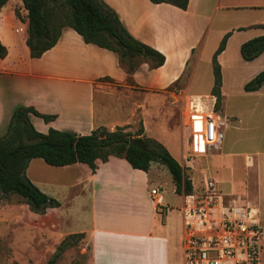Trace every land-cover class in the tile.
Segmentation results:
<instances>
[{
	"label": "crops",
	"instance_id": "0c3cea01",
	"mask_svg": "<svg viewBox=\"0 0 264 264\" xmlns=\"http://www.w3.org/2000/svg\"><path fill=\"white\" fill-rule=\"evenodd\" d=\"M104 1L118 13L133 36L165 55V63L153 68L151 62L144 59L131 75V82L117 53L86 43L70 27L64 28L53 48L39 58H32L26 42L28 18H25V26L15 31L25 32L26 35L16 41L13 53L10 42H6L5 36L0 34V40L8 48V55L0 58V126L9 125L18 105H32L40 112L57 115L55 120L48 123L38 116L30 115L35 127L41 132H48L50 127L81 134H89L100 126L110 130L117 127L131 130L142 122L145 134L161 141L149 131L148 120L164 117L167 121L165 92L176 95L177 92L170 87L184 79L196 55L191 77L195 75L202 56L201 45L211 31L215 39L212 49L215 43L221 42L225 34L232 31L226 49L218 56L222 69V102H227L235 89L245 90V85L264 70V52L252 61L245 60L242 55L243 59L235 55L228 56L233 45L240 49L245 41L264 35V19L249 26L237 24L234 28L222 23L236 21V10L239 8L264 12V0H190L186 10L168 3L154 4L151 0ZM216 20L219 22L214 28ZM251 29L254 31H248ZM106 76L112 80H104ZM179 85L186 89V97L190 96L186 84ZM213 86L214 73L213 78H209L211 92L202 97L211 96ZM250 93L257 97L258 102L249 114L253 119L264 121V84L259 90ZM66 97L77 102V112L80 107L83 109L80 120L69 118L64 103ZM214 101H208V106L211 107ZM220 112L224 118L223 131L228 125L232 130L230 134L238 143L241 140L237 133L240 126L235 122L241 123L242 115L232 112L230 117L227 116L223 103ZM183 126L187 131L184 143L188 151L183 150L182 158L193 152L192 130L186 122H183ZM224 134L226 137L225 131ZM224 142L221 148L209 150L201 156H192L193 159L206 156L213 160L216 165L212 176H217L213 178L206 172L200 173L195 180L191 178L193 188L197 190L200 178L204 184L206 178L214 179L218 189L224 191L222 193L226 199L237 198L250 204L264 226V150L236 151L232 141ZM242 156L246 169L244 181H241L240 176L239 182L236 170ZM179 162L183 166L184 162ZM228 163L234 170L230 178H226L224 173ZM74 166L88 173L85 183L90 193L91 212L83 227L69 234L85 233L84 238L91 248L92 264H184L183 219L180 225L171 222L172 210L165 208L164 196L163 203L158 204L149 190L153 182L160 179L163 167L159 162H154L148 172L133 168L126 159L116 156H111L107 162L99 160L95 173L84 163L57 168ZM251 168H255L252 174ZM154 187L158 186H152L151 189ZM71 188L68 185L63 187V191ZM117 203L121 205L122 214L113 217L108 209ZM128 212L130 214L126 215Z\"/></svg>",
	"mask_w": 264,
	"mask_h": 264
},
{
	"label": "trees",
	"instance_id": "16d2710c",
	"mask_svg": "<svg viewBox=\"0 0 264 264\" xmlns=\"http://www.w3.org/2000/svg\"><path fill=\"white\" fill-rule=\"evenodd\" d=\"M9 0H0V9ZM190 0H151L154 4L168 3L186 10ZM27 11V45L32 58L41 57L59 41L64 28L77 31L86 43L111 50L118 54L120 62L130 75L139 68L144 59L153 68L165 63V55L156 48L133 36L121 21L118 13L104 0H22ZM17 15L19 12L17 11ZM231 32L225 34L216 49L212 63L214 86L212 95L217 99L216 108L222 100V69L218 56L226 49ZM242 57L252 61L264 52V35L245 41L240 48ZM8 55V48L0 40V58ZM137 58H144L136 61ZM104 80H112L106 76ZM178 81L170 88H173ZM264 84V70L245 85L248 92L259 90ZM42 118L46 123L56 119V114L40 112L32 105H18L12 114L7 132L0 137V191L5 197L17 194L23 197L34 212L44 213L58 208L61 202L37 186L27 175L30 162L41 158L51 166L61 167L76 163L87 164L93 173L98 161L107 162L111 156L126 159L133 168L148 172L152 163L168 167L176 185V192H194L192 179L184 167L160 141L147 136L141 122L137 139L147 149L130 143L133 137L125 127L110 130L104 126L89 134L50 127L48 132L39 131L30 115ZM85 237V233L67 235L58 245L48 264H56L62 254Z\"/></svg>",
	"mask_w": 264,
	"mask_h": 264
},
{
	"label": "rangeland",
	"instance_id": "374dc122",
	"mask_svg": "<svg viewBox=\"0 0 264 264\" xmlns=\"http://www.w3.org/2000/svg\"><path fill=\"white\" fill-rule=\"evenodd\" d=\"M17 11L19 15H17ZM236 12V21H223V25L226 24L228 28H234L237 24L249 26L257 20L264 19V12L262 11L244 7L239 8ZM25 18L27 16L22 0H10L0 9V34L5 36L6 42H10L12 53L15 51L16 41H19L26 35L25 32L17 33L15 31L16 28L25 26ZM218 22L216 20L214 28H216ZM20 30L17 29V31ZM248 31L252 32L254 30ZM213 38V31L209 34L207 33L204 43L201 45L202 56L195 75L191 77V70L196 61V55L189 65L188 72L182 80L183 82H180L186 84L188 93L191 96L200 95L202 97L211 92L209 89V78H213L212 57L217 49V45L220 43V41L215 43V47L212 49L215 42ZM233 55L243 59L240 49L236 45L232 46L228 54V56L232 57ZM143 59L137 58L136 61L140 62ZM180 83L172 88L177 94L181 93L179 97L165 92L167 121L164 117L158 120L149 119V131L152 135L160 138V142L167 146L170 153L177 160L184 162L183 166L187 176L193 177L194 180L198 174H204V172L212 176L215 174L216 165L213 160H210L208 157L206 158V156L196 159L188 157L189 159L186 160L184 158L185 155H183L182 158L183 150L188 151V147L184 143L187 131L183 126V122H188L187 117L190 114L188 110V98L190 96L186 97L187 100L184 98L187 96L185 94L186 89L180 86ZM227 100V102L225 100L222 102L221 100V104L216 110L220 111L223 103L227 116L230 117L232 112H236L240 116L242 115L243 121L241 123L235 122L237 126H240L237 133L241 140L236 143L233 135L230 134L232 130L226 125L224 128L226 133L224 143L232 141L231 143L236 151L255 152L257 150H264V121H258L256 118L253 119L249 114L254 104L258 102L257 97L244 89H235L234 93L229 95ZM64 101L69 118L80 120L84 112L83 109L80 107L77 112V102L73 98L66 97ZM140 125L141 122L135 125L133 129L127 131H130L133 137L136 138ZM7 129L8 126H0V137L6 134ZM228 138L230 139L229 142ZM244 160V156L239 158L236 170L239 182L240 176H242L241 181H244L246 169ZM160 165L163 167L160 179L155 180L149 187V190H151L152 186L161 188L164 196V206L172 210L170 214L171 222L180 225L183 219L182 209L185 205L184 196L176 192V185L168 167L161 163ZM231 166L230 163L226 165V170L224 171L226 178H230V174L234 173V170H231ZM254 170L255 168L250 169L251 174ZM27 175L45 193L52 194L51 196L57 198L61 202V206L57 209H47L44 213H37L31 209L23 197L17 194L5 197L0 191V264H48L61 241L69 233L76 232L79 228L83 227L87 216L91 212L90 193L86 189L87 184L85 183V180L88 178L86 170L77 166L61 169L48 165L41 158H37L35 162L32 161L30 163ZM212 177L217 178V176ZM68 185L72 188L68 191H63V187H67ZM221 186L224 187V184ZM46 188L50 193L46 191ZM202 189H204V180L200 178L197 190H194V192L201 191ZM249 190L253 200V188ZM222 192L224 191L222 190ZM241 202L243 201L241 200ZM120 206L119 203L111 206L108 209L109 213L113 217H120V214H122ZM160 208L163 211V208ZM129 212L126 215L130 214ZM56 264H92L90 244L83 238L76 245L67 248Z\"/></svg>",
	"mask_w": 264,
	"mask_h": 264
},
{
	"label": "built area",
	"instance_id": "2783aa9c",
	"mask_svg": "<svg viewBox=\"0 0 264 264\" xmlns=\"http://www.w3.org/2000/svg\"><path fill=\"white\" fill-rule=\"evenodd\" d=\"M215 99L214 95L188 98L186 125L192 130L193 152L185 158L221 148L224 118L216 110ZM211 100L215 101L210 107ZM150 194L158 204L163 203L161 188H152ZM183 196L184 264H262L264 226L250 204L236 198L226 200L212 178H206L201 191Z\"/></svg>",
	"mask_w": 264,
	"mask_h": 264
},
{
	"label": "water",
	"instance_id": "95a60500",
	"mask_svg": "<svg viewBox=\"0 0 264 264\" xmlns=\"http://www.w3.org/2000/svg\"><path fill=\"white\" fill-rule=\"evenodd\" d=\"M130 143L133 144V145L138 146V147L141 148V149H145V150L147 149L145 143H144L143 141H141V140L135 138V137H132V138L130 139Z\"/></svg>",
	"mask_w": 264,
	"mask_h": 264
}]
</instances>
